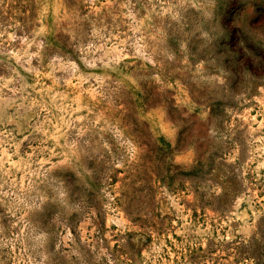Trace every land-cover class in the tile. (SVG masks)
Here are the masks:
<instances>
[{"label":"rangeland","instance_id":"obj_1","mask_svg":"<svg viewBox=\"0 0 264 264\" xmlns=\"http://www.w3.org/2000/svg\"><path fill=\"white\" fill-rule=\"evenodd\" d=\"M0 264H264V0H0Z\"/></svg>","mask_w":264,"mask_h":264}]
</instances>
